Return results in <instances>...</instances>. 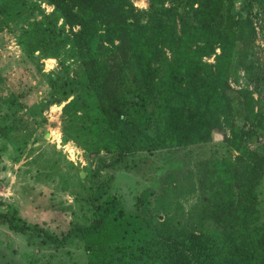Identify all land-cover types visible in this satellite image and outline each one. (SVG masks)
<instances>
[{
	"label": "trees",
	"instance_id": "trees-1",
	"mask_svg": "<svg viewBox=\"0 0 264 264\" xmlns=\"http://www.w3.org/2000/svg\"><path fill=\"white\" fill-rule=\"evenodd\" d=\"M47 2L67 25L79 27V95L60 102L67 140L87 151L81 138L88 139L91 153L109 144L112 151L127 153L205 144L217 137L237 153L216 154L203 163L201 174L209 193L203 215L220 230L221 245L204 234L154 227L164 245L161 264H264L258 190L264 183V138L262 152L246 145L263 133L264 118L255 112L253 92L229 83L234 69H242L254 89L264 78L245 62L255 35L251 16L236 17L234 0H191L180 16L166 7L167 0H148L145 11L130 0ZM211 57L214 63L204 61ZM133 106L139 108L135 118L128 116ZM147 197H142L143 211L158 222ZM123 217L112 197L94 206L90 225L70 234L107 240ZM0 219L15 232L33 231L3 214ZM47 238L62 246L69 235Z\"/></svg>",
	"mask_w": 264,
	"mask_h": 264
},
{
	"label": "rangeland",
	"instance_id": "rangeland-1",
	"mask_svg": "<svg viewBox=\"0 0 264 264\" xmlns=\"http://www.w3.org/2000/svg\"><path fill=\"white\" fill-rule=\"evenodd\" d=\"M130 2L138 11L148 7V0ZM189 3L167 0L166 7L186 15ZM51 7L47 0H0V214L33 230L15 232L0 219V264H161L164 245L154 227L204 234L221 245L220 230L203 215L209 193L201 174L203 163L216 154L237 153L217 137L205 144L127 153L116 140L119 151L109 144L99 153L90 152L88 139L81 138L87 151L67 140L60 102L79 95V27L67 25ZM233 12L251 16L255 35L245 62L264 77V0H234ZM204 61L214 63V57ZM229 83L252 91L255 112L264 118V78L254 89L244 71L234 69ZM138 114L133 106L128 116ZM262 138L264 131L246 145L262 152ZM258 190L264 223V183ZM145 194L158 222L143 211ZM112 197L124 217L109 239L70 234L90 225L94 206ZM67 235L62 246L47 238Z\"/></svg>",
	"mask_w": 264,
	"mask_h": 264
},
{
	"label": "built area",
	"instance_id": "built-area-1",
	"mask_svg": "<svg viewBox=\"0 0 264 264\" xmlns=\"http://www.w3.org/2000/svg\"><path fill=\"white\" fill-rule=\"evenodd\" d=\"M52 8V7H51Z\"/></svg>",
	"mask_w": 264,
	"mask_h": 264
}]
</instances>
